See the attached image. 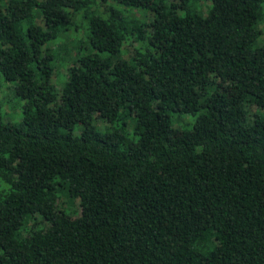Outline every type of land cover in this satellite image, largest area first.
I'll return each instance as SVG.
<instances>
[{
    "label": "trees",
    "instance_id": "obj_1",
    "mask_svg": "<svg viewBox=\"0 0 264 264\" xmlns=\"http://www.w3.org/2000/svg\"><path fill=\"white\" fill-rule=\"evenodd\" d=\"M0 77V264H264V0H0Z\"/></svg>",
    "mask_w": 264,
    "mask_h": 264
},
{
    "label": "rangeland",
    "instance_id": "obj_2",
    "mask_svg": "<svg viewBox=\"0 0 264 264\" xmlns=\"http://www.w3.org/2000/svg\"><path fill=\"white\" fill-rule=\"evenodd\" d=\"M62 68L63 69L61 73H64L65 69L64 67ZM13 87H14V84L12 82L6 81L2 77H0V103H1L2 120L7 121V122H12V123H17L20 120L21 111L19 108L20 103L13 95V91H14ZM193 118L194 117L192 116L184 115L182 117L183 121L181 122H185L188 119L192 121ZM98 122H100V124H98ZM94 123L96 127L99 129H103V127H105L107 124L99 119H96ZM174 125L180 126V127L185 126V125L177 124V123H174ZM187 127H189V125H187Z\"/></svg>",
    "mask_w": 264,
    "mask_h": 264
}]
</instances>
